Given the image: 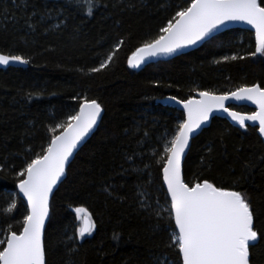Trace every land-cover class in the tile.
I'll return each mask as SVG.
<instances>
[{
    "label": "trees",
    "instance_id": "1",
    "mask_svg": "<svg viewBox=\"0 0 264 264\" xmlns=\"http://www.w3.org/2000/svg\"><path fill=\"white\" fill-rule=\"evenodd\" d=\"M190 2L100 0V7L88 17L63 0H27L26 6L21 0H0V54L29 60L27 68L0 70V239L6 238L9 224L18 231L26 214L17 193L22 179L17 173L25 160L43 154L50 136L63 131L51 129L67 121L87 97L101 104L104 117L76 154L51 200L46 229L49 264H154V258L162 255H167L170 264H181L178 250L168 247V222L138 208L134 193L143 176L125 156L137 151L139 140H144L146 153L162 154L157 139L165 132L173 133L184 115L159 104L160 99L183 100L201 91L230 93L255 84L264 87V56L251 55L256 47L254 34L238 29L219 34L171 61L152 63L141 71L129 68L133 52L161 34L160 28ZM46 7L64 8L67 23L52 27L58 22L55 11L45 21L39 14L31 15ZM118 40L123 43L112 61L92 71ZM158 161V155L154 159L144 156V162L151 164L148 191L163 203ZM135 164L140 165L139 160ZM121 165L127 172H122ZM184 173L193 182L208 179L226 187L238 183L262 214L257 228L264 230V142L256 128L238 129L226 119H214L193 140ZM106 184L115 187L113 195L105 192ZM13 200L16 208L5 214ZM76 207L86 208L96 222L92 235L82 241L76 233L80 223ZM114 233L120 236L118 242L113 240ZM74 234L76 243L68 239ZM254 253L257 264H264V241Z\"/></svg>",
    "mask_w": 264,
    "mask_h": 264
},
{
    "label": "snow or ice",
    "instance_id": "2",
    "mask_svg": "<svg viewBox=\"0 0 264 264\" xmlns=\"http://www.w3.org/2000/svg\"><path fill=\"white\" fill-rule=\"evenodd\" d=\"M63 3L88 17L100 7V0H63ZM21 4L26 6L27 0H21ZM52 11L57 13L58 21L52 27L59 28L60 23H67L62 7L52 10L46 7L44 12L33 11L31 15L39 14L41 21H45L51 18ZM232 23H244L255 29L256 47L251 55L264 56V0H191L187 7L176 11L175 16L160 28L161 34L138 47L128 63L133 68H139L150 58L179 54L201 41L215 39L221 28ZM29 27L34 28L35 25L29 23ZM122 43L118 40L105 55L100 67L92 71L106 67ZM12 63L28 64L29 60L21 55L0 54V66ZM31 95L29 93L30 98ZM199 97L183 100H177L175 96L169 98L182 105L184 117L173 133L165 132L157 139L162 154L154 150L146 153L144 140L137 141V151L126 154L125 161L133 163V170L143 176V182L136 185V203L140 210L168 222L171 229L168 247L178 250L181 264H257L254 249L264 241V230L257 228L262 214L253 207L251 196L240 190L238 183L226 187L223 183L218 185L208 179L198 182L187 180L183 162L190 140L216 112H223L240 128H246V122H253V126L258 122V132L264 136V87L255 84L219 95L201 91ZM229 101L251 102L257 110L250 113L235 111L226 106ZM103 111L97 100L85 97L78 111L51 129L53 133L57 128L63 131L50 136L43 154H35L34 158L25 160L24 167L17 173L22 177L17 187L26 201V214L18 231L11 230V224L7 225L9 231L6 238L0 239V264H49L46 222L50 220L54 190L66 177L74 153L97 127ZM143 135L148 137L146 131ZM145 154L153 159L159 156L165 191L163 203L148 191L152 184L151 164L144 162ZM136 160L140 165L135 164ZM121 168L122 172H127L123 165ZM104 190L111 196L115 187L106 184ZM15 208L13 200L4 212L8 214ZM74 211L81 221L76 233L78 240L82 241L92 235L96 222L86 208L76 207ZM2 232L3 229H0V234ZM68 239L76 243L77 235ZM119 239V234L114 233L113 240L118 242ZM154 264H170V261L167 255H162L154 258Z\"/></svg>",
    "mask_w": 264,
    "mask_h": 264
},
{
    "label": "water",
    "instance_id": "3",
    "mask_svg": "<svg viewBox=\"0 0 264 264\" xmlns=\"http://www.w3.org/2000/svg\"><path fill=\"white\" fill-rule=\"evenodd\" d=\"M237 29L238 30H243V31H247V32L253 33L254 34V39H255V29L251 25H247V24H244V23H232V24H229L226 28H221V30L218 33H216L215 37L218 36L219 34L224 33V32H227V31H230V30H237ZM208 41L209 40L201 41V42L197 43L196 45L187 47V48L183 49L179 54H174V55L168 56V57L160 56V57L150 58V59L146 60V62L144 64H142L139 68H133V67H131L129 65V63H128V66H129V68L131 70L141 71L143 68H145L149 64L157 63V62H160V61L168 62V61H171L174 58H177L179 56H183V55L189 54L191 52H194L195 50L199 49L203 44H205ZM255 45H256V41H255ZM27 67H28V64L12 63V64H10L8 66H0V70H7L9 68H27ZM217 95H219V94H217ZM169 98L170 97H167V98H164V99H160V100H158V103L159 104H164V105H167V106H170V107H173V108L177 109L178 111L182 112L183 115H184V111H183L182 105L176 103L175 101L170 100ZM193 98L199 99L200 98L199 97V93L195 97H193ZM177 100H179V99H177ZM226 106H230L235 111H238L235 108H247V109H249L251 111L257 110L256 109V106L255 105H252L251 102L229 101V102L226 103ZM103 117H104V111L101 113V119L98 121L97 127L93 130L92 133H90V135L86 138V140L84 142H82V144L78 147L77 151L74 153V158H75L76 154L81 150V148H83V146L91 139V137L93 136V134L97 131L100 123L103 120ZM216 118L226 119L235 128H238V129H246V128L251 127V128H256L257 129V132H258V122H255V126H253V122H246V124L248 126L246 128H240L239 126H235L234 123L230 120V118H228L226 116V114H224L223 112H216V113H214L213 118L210 119V121L208 122V124L206 126H202V129L201 130H198L197 134H194V138L192 140H190V147H189V150H186V155H185V159H184V162H183V166L185 164V161H186V158H187L188 153L190 151V148H191V145H192L193 140L195 138H197L204 130L208 129L211 126L212 121L214 119H216ZM258 135L261 137V139L264 142V136L260 135L259 132H258ZM66 172H67V170H66ZM65 178H62V183L64 182ZM62 183H60L57 186V190H58L59 186ZM57 190H54V193H56ZM17 193L20 196V198L22 199V194L19 193L18 187H17ZM22 201L26 205V201L24 199H22ZM50 217H51V210H50ZM49 221L46 222V229H47V226H48Z\"/></svg>",
    "mask_w": 264,
    "mask_h": 264
},
{
    "label": "rangeland",
    "instance_id": "4",
    "mask_svg": "<svg viewBox=\"0 0 264 264\" xmlns=\"http://www.w3.org/2000/svg\"><path fill=\"white\" fill-rule=\"evenodd\" d=\"M170 138V137H169ZM81 226V221H80V223H79V227Z\"/></svg>",
    "mask_w": 264,
    "mask_h": 264
}]
</instances>
